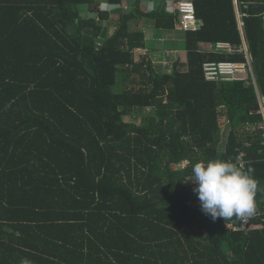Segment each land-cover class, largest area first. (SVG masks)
Returning <instances> with one entry per match:
<instances>
[{
  "label": "trees",
  "instance_id": "16d2710c",
  "mask_svg": "<svg viewBox=\"0 0 264 264\" xmlns=\"http://www.w3.org/2000/svg\"><path fill=\"white\" fill-rule=\"evenodd\" d=\"M167 1L0 0V264H264V131L242 134L264 126V0H237L244 35L235 0H192L187 69L162 74L145 30L175 31ZM244 41L254 79L207 82L246 57L200 44ZM242 153L257 214L213 221L192 165Z\"/></svg>",
  "mask_w": 264,
  "mask_h": 264
},
{
  "label": "clouds",
  "instance_id": "9594fccd",
  "mask_svg": "<svg viewBox=\"0 0 264 264\" xmlns=\"http://www.w3.org/2000/svg\"><path fill=\"white\" fill-rule=\"evenodd\" d=\"M187 181L195 185L193 192L200 201L201 211L213 221L233 217L242 220L254 213L257 181L251 169L245 170L220 159L200 161L192 165ZM21 264H29V261Z\"/></svg>",
  "mask_w": 264,
  "mask_h": 264
},
{
  "label": "crops",
  "instance_id": "0c3cea01",
  "mask_svg": "<svg viewBox=\"0 0 264 264\" xmlns=\"http://www.w3.org/2000/svg\"><path fill=\"white\" fill-rule=\"evenodd\" d=\"M176 1H180V0H169V1H167V4L172 7L169 9L170 10L172 9V12L174 14H175V10L173 8H174V4ZM190 1H192V0H190ZM125 9H127V5L125 6ZM236 16H237L238 29L242 33V35H244L245 23L243 22V19L247 15L246 14H244V15L240 14L238 7H237V3H236ZM263 19H264V16H263ZM198 23H199V21H198ZM199 25H200V23H199ZM200 29H201V25H200ZM200 29H198L196 31H199ZM196 31H188V32H196ZM188 32L183 31L179 28V21L178 20L175 21V31H172V32L161 30V34L159 35V34H156L154 32L153 28L145 30V36H146V34L148 35V36H146L147 48H148V50L152 51V53H150V55H152V61H153L154 56L156 54H158V55H160V57H162V58H158V60H157L158 63L160 64V65L157 64L158 66H162V64H163V65H165V68H166L165 63H168V65L172 64V67H173L175 65V63L178 62L181 64L182 69H186L187 68V65H186L187 64V52L185 51V48H184V42H185L186 33H188ZM147 38L148 39L151 38L153 40V41H151L152 42L151 45L148 43ZM158 41H160L161 43H157ZM154 42H155V46H154ZM219 43L229 44L231 46V49H233L232 51H234V52H236L237 50L240 51L242 49V51H240V52H243L245 54L246 62H233V61H218V62L217 61H208V62H216V63L227 62V63H235V64H243V63L248 62L251 64V67H252V58H251L250 53H249L248 45L245 41L243 42L242 47H240L239 49H237L236 47H234L230 43H226V42H218L214 45L202 43V44H200V49H201V51H204V52L233 54V52H231L230 49H218L217 44H219ZM158 44H161V45L158 47ZM160 48H161V51H160ZM226 50H229V51L226 52ZM208 62H206V63H208ZM153 64H156V63L153 61ZM159 68H161V67H159ZM160 73H162V70H160ZM164 74H166V72ZM245 75H247V74H245ZM236 81H238V80H236ZM262 106H263V102H262ZM262 113L264 114V109H263Z\"/></svg>",
  "mask_w": 264,
  "mask_h": 264
},
{
  "label": "built area",
  "instance_id": "2783aa9c",
  "mask_svg": "<svg viewBox=\"0 0 264 264\" xmlns=\"http://www.w3.org/2000/svg\"><path fill=\"white\" fill-rule=\"evenodd\" d=\"M175 12L178 14L179 28L183 31H196L200 29V25L196 18V10L194 3L190 0H180L176 1L174 4ZM218 49H231L229 44L219 43L217 44ZM246 51V50H245ZM251 67L250 63L235 64L227 62H208L203 65V72L206 81L208 82H217L221 81H231V80H242L239 76L247 74V66ZM249 72V70H248ZM250 73V72H249ZM243 155L239 157L241 160ZM244 165L242 164V167ZM255 215L245 217L242 219V224L245 226L249 219L253 218Z\"/></svg>",
  "mask_w": 264,
  "mask_h": 264
},
{
  "label": "rangeland",
  "instance_id": "374dc122",
  "mask_svg": "<svg viewBox=\"0 0 264 264\" xmlns=\"http://www.w3.org/2000/svg\"><path fill=\"white\" fill-rule=\"evenodd\" d=\"M237 3V0L235 1V4ZM147 7H148V5L146 4V5H144L143 6V9L144 10H146L147 9ZM108 9L109 10H112L113 9V7L111 6V7H108ZM112 15L114 16L113 18H112V20H109V21H107V25L108 26H110V28H109V31L107 32V34H106V37H105V39L103 40V41H105L106 39H108V37H110L111 35H113L114 34V32H115V30H116V25H117V21H116V19H117V15L118 14H116V13H112ZM191 31H193V30H191ZM188 32V31H187ZM159 35H160V33H159ZM146 36H148L147 34H146ZM148 39V38H147ZM151 41H153L151 38H149L148 39V43L151 45ZM157 43H160V41H158ZM154 46H155V42H154ZM167 48V47H166ZM240 51H242V49L240 50ZM231 52H233V53H235L234 51H232L231 50ZM150 53H152V51H150V50H148V51H145L144 52V54H146V55H149ZM158 58H162V57H160V55H158V54H156L155 56H154V58H153V61L156 63V64H154V66L156 67V71H159L160 72V70H162V74H164L165 72H166V74L167 73H171L172 72V64H170V65H168V63H165L166 64V68H165V65H163L162 64V66H158L157 64H159L158 63ZM248 63V62H247ZM160 65V64H159ZM159 67H161V68H159ZM187 69V68H186ZM186 69H183L184 71L186 70ZM247 69L249 70V72H248V70H247V75H244V76H242V80L241 81H244L247 85L249 84V77H252L253 76V79H254V75H253V68H251L250 69V66L248 65L247 66ZM206 80V79H205ZM208 82V81H207ZM253 82V84H255L256 85V83L254 82V81H252ZM210 83H214V82H210ZM263 102V100L261 101V103ZM154 116V109L153 108H145V109H139V110H136L134 113H133V115H131V116H128V117H126L125 118V121L126 122H132V123H135V124H137V125H140V124H143V125H146V124H148V122L150 121V118H152ZM223 123L224 122H222V126H223ZM250 128V130H249V132H248V129ZM257 130L258 131H264V126H258V127H250V126H247L246 127V129H245V131L247 132V133H242L243 135H246V134H249L250 136H255L256 135V133H257ZM241 155H243V157H242V159L241 160H239V157L241 156ZM240 156H238V159H237V161H238V165L240 166V167H242V164L244 165L242 168L244 169V167H245V165H246V161H245V159H244V154L242 153ZM188 165V163L187 162H185V163H182V164H180V168H185L186 166ZM257 207H256V205H255V210H254V213L255 214H257ZM258 215H259V213H258Z\"/></svg>",
  "mask_w": 264,
  "mask_h": 264
},
{
  "label": "bare ground",
  "instance_id": "6f19581e",
  "mask_svg": "<svg viewBox=\"0 0 264 264\" xmlns=\"http://www.w3.org/2000/svg\"><path fill=\"white\" fill-rule=\"evenodd\" d=\"M229 50H226V52H228ZM242 76H239V78H241ZM218 81H221V80H218ZM217 81V82H218ZM234 81H236V80H231V81H222V82H234ZM238 81H241V80H238Z\"/></svg>",
  "mask_w": 264,
  "mask_h": 264
}]
</instances>
